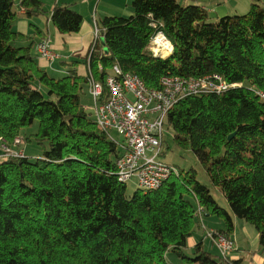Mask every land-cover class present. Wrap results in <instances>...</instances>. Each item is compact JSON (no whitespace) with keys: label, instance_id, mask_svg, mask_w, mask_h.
<instances>
[{"label":"trees","instance_id":"1","mask_svg":"<svg viewBox=\"0 0 264 264\" xmlns=\"http://www.w3.org/2000/svg\"><path fill=\"white\" fill-rule=\"evenodd\" d=\"M258 1L245 14L212 20L191 0H133L132 15L98 22L85 62L102 83L117 65L149 89L164 76L219 75L237 85L182 99L166 118L174 143L195 155L229 214L192 169L128 196L115 175L118 144L82 103L87 75L72 64L61 77L40 68L33 42L16 45L24 36L13 28V0H0V142L21 136L24 145H47L35 159L0 156V264H173L169 254L180 264H243L202 243L184 251L201 228L196 203L204 217L223 221L215 231L229 238L233 216L252 225L264 253V8ZM20 6L28 18L43 9L38 0ZM50 20L60 34L77 33L82 23L67 6L55 7ZM158 31L172 45L162 58L147 50ZM35 121L36 130L21 135Z\"/></svg>","mask_w":264,"mask_h":264},{"label":"built area","instance_id":"2","mask_svg":"<svg viewBox=\"0 0 264 264\" xmlns=\"http://www.w3.org/2000/svg\"><path fill=\"white\" fill-rule=\"evenodd\" d=\"M98 34L99 29L94 24L96 39ZM147 50L154 57L162 58L172 52V45L158 31L151 38ZM36 52L39 58L49 64L60 59L47 37L38 41ZM86 78L92 103L89 107L91 117L110 138L112 132L122 138L121 143L111 138L120 150L114 163L117 181L126 184L135 178L138 188L144 192L157 190L166 180L178 174L174 166L159 159L162 153L163 128L172 107L187 97L221 95L237 86L228 84L219 75L200 78L164 76L159 88L149 89L138 76L123 72L117 65L111 68V73L105 76L103 83L96 80L90 70ZM259 95L264 98V95ZM23 147L24 140L21 136L14 138L12 143L0 142V156L23 158ZM193 216L203 227L204 210L198 203ZM204 234L223 260L232 261L231 255L235 250L233 239L205 228Z\"/></svg>","mask_w":264,"mask_h":264},{"label":"crops","instance_id":"3","mask_svg":"<svg viewBox=\"0 0 264 264\" xmlns=\"http://www.w3.org/2000/svg\"><path fill=\"white\" fill-rule=\"evenodd\" d=\"M22 1L13 0V11L15 13L13 28L24 36L16 41V45H27L33 42L32 54L36 57L39 67L53 77L66 75L70 64H72L71 69H76L78 74L87 75L89 70L85 62L88 60L90 52L97 41L94 36V24L97 25L104 17L130 16L133 13L130 5L132 0H38L42 4V13L28 18L25 10L20 6ZM252 1L191 0V3L202 7L209 17L214 20L228 15L245 14ZM258 3L264 8V0H259ZM57 6H67L80 14L82 23L77 33L60 34L52 25L51 13ZM43 37L49 39L51 48L60 55V59L52 64L47 63L37 55L36 45ZM24 134L21 131V135ZM232 220L234 231L231 238L234 240L235 250L231 255V259L241 260L243 264H264V253L259 251L256 230L246 226L234 216ZM220 225L219 228L200 226L201 228L188 238L184 251L190 252L196 244L202 243L207 251L218 254L214 245L205 238L204 228L221 230L224 228V224ZM205 243H207V246ZM172 263L177 264L174 261Z\"/></svg>","mask_w":264,"mask_h":264},{"label":"rangeland","instance_id":"4","mask_svg":"<svg viewBox=\"0 0 264 264\" xmlns=\"http://www.w3.org/2000/svg\"><path fill=\"white\" fill-rule=\"evenodd\" d=\"M133 1V0H132ZM132 2H130L131 5ZM101 41V40H100ZM102 42V41H101ZM61 77V76H60ZM43 93L45 94V89L42 90ZM82 103L85 105V108L87 112H91L89 107L92 106L91 99L89 98V94L87 92V87H86V94L85 96H82ZM38 122L35 121L30 127L22 129V133H33L36 128H37ZM25 135V134H24ZM111 138L115 140L118 143H121L122 138L120 135L116 133H111ZM47 148V145H37L34 142L27 143L24 147L22 148L24 151L25 156H27L30 159H35L38 156L42 155V150ZM161 152H163V155L159 157V159L169 165H172L176 168L178 172H186L188 170H193L196 173V180L208 187L210 191V195L213 197V199L216 201L218 206L222 209H224L226 212L229 214L231 213L230 207L224 198V196L220 193V191L213 187L208 180V177L204 171V169L200 166L198 160L196 159L195 155L186 149H181L179 148L173 141V134L171 130H169L167 124L165 123L164 128H163V143H162V148ZM126 194L128 196H131L138 188L137 186V181L135 178H132L130 181H128L126 184ZM243 224L246 226H250L253 228L252 225L249 223H246L245 221L241 220ZM223 221L219 219L216 216H209V217H203V225L205 227H214V228H219L221 226ZM254 229V228H253ZM207 246V243H205ZM168 259L170 261L177 262L180 264L179 259L176 258L174 255L169 254Z\"/></svg>","mask_w":264,"mask_h":264},{"label":"water","instance_id":"5","mask_svg":"<svg viewBox=\"0 0 264 264\" xmlns=\"http://www.w3.org/2000/svg\"><path fill=\"white\" fill-rule=\"evenodd\" d=\"M233 135H231L230 137H232Z\"/></svg>","mask_w":264,"mask_h":264}]
</instances>
